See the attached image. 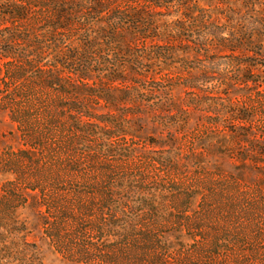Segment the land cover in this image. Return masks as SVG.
<instances>
[{
  "label": "rangeland",
  "instance_id": "obj_1",
  "mask_svg": "<svg viewBox=\"0 0 264 264\" xmlns=\"http://www.w3.org/2000/svg\"><path fill=\"white\" fill-rule=\"evenodd\" d=\"M44 3L0 0V264H264V0H113L108 100L40 79Z\"/></svg>",
  "mask_w": 264,
  "mask_h": 264
},
{
  "label": "trees",
  "instance_id": "obj_2",
  "mask_svg": "<svg viewBox=\"0 0 264 264\" xmlns=\"http://www.w3.org/2000/svg\"><path fill=\"white\" fill-rule=\"evenodd\" d=\"M46 1L48 3L41 6L49 15L45 23L43 22V32L39 34L46 38L49 48L45 53L46 58L41 62L46 75L39 76L40 79L51 90L71 94L74 91L72 88L74 84L66 78H70L72 73H77L81 68L89 69L96 75L100 74L99 77H101L100 80L104 86L95 91L88 89L83 93L99 99H111L115 85L113 83L121 84L125 79L121 73L123 71L121 66L126 63H124L123 55L125 53L122 52L124 50L121 47H115V45L120 46L118 39L121 40L122 31H124L122 28L129 23L128 21H132L131 18L135 19L136 17L127 13L125 8L111 7L113 0ZM29 9L27 5L19 4L14 5L9 11L15 20L13 23H15L16 30L22 26L21 23L37 19L31 18ZM86 13L90 15L87 16ZM156 30L160 32L158 27ZM72 31H74L72 36L66 35ZM18 33L14 32L11 37L27 42L29 38L27 36L21 38ZM2 37H4L2 38L4 43H7L9 37L7 35ZM65 40L67 45L64 44ZM30 42L32 44H28L27 47L34 45L32 40ZM10 45L12 46L11 43ZM92 56L94 60L91 59ZM118 58L121 60L116 63ZM77 67L80 68L77 69ZM51 69L55 73L50 72ZM87 70H83L81 73H86ZM84 75L95 80V77H90V74ZM82 78L85 79L84 76Z\"/></svg>",
  "mask_w": 264,
  "mask_h": 264
}]
</instances>
